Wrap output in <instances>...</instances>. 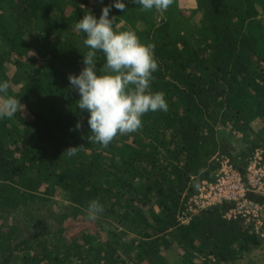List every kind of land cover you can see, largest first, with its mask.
Returning a JSON list of instances; mask_svg holds the SVG:
<instances>
[{
    "label": "trees",
    "instance_id": "16d2710c",
    "mask_svg": "<svg viewBox=\"0 0 264 264\" xmlns=\"http://www.w3.org/2000/svg\"><path fill=\"white\" fill-rule=\"evenodd\" d=\"M194 1L158 12L134 0L123 11L115 0H0V82L25 105L0 119V264H172L173 243L184 252L173 264H230L264 249L250 226L226 218L227 203L178 220L218 156L244 173L264 147V0ZM105 6L120 31L155 46L151 91L169 106L106 148L89 142V113L68 79L88 51L76 23ZM105 62L97 52L98 75ZM70 146L82 147L69 157ZM91 200L104 212L85 222ZM54 201L60 211L46 216Z\"/></svg>",
    "mask_w": 264,
    "mask_h": 264
},
{
    "label": "clouds",
    "instance_id": "9594fccd",
    "mask_svg": "<svg viewBox=\"0 0 264 264\" xmlns=\"http://www.w3.org/2000/svg\"><path fill=\"white\" fill-rule=\"evenodd\" d=\"M143 10L166 11L173 0H134ZM114 7L123 11V0H115ZM105 6L97 19L90 11L84 14L75 28L86 34L83 40L88 51L83 54L84 67L79 75L69 74V82L79 92L76 107L87 111L90 143L106 148L117 136L136 133L143 127L142 117L149 112H167L168 103L162 92H152L153 73L158 70L154 45L141 43L129 29L120 31L116 17ZM27 38V37H26ZM97 52L106 62L97 74ZM17 112H25L20 98L9 95V83L0 82V119H12ZM82 120L76 129L82 128ZM82 146H70L63 153L75 156ZM104 212L98 200H91L87 219L94 221Z\"/></svg>",
    "mask_w": 264,
    "mask_h": 264
},
{
    "label": "built area",
    "instance_id": "2783aa9c",
    "mask_svg": "<svg viewBox=\"0 0 264 264\" xmlns=\"http://www.w3.org/2000/svg\"><path fill=\"white\" fill-rule=\"evenodd\" d=\"M217 162L212 176L203 179L186 200L179 222L188 224L200 211L227 203L226 218H239L264 240V202L251 197H264V147L252 153L244 173L227 156H218Z\"/></svg>",
    "mask_w": 264,
    "mask_h": 264
},
{
    "label": "rangeland",
    "instance_id": "374dc122",
    "mask_svg": "<svg viewBox=\"0 0 264 264\" xmlns=\"http://www.w3.org/2000/svg\"><path fill=\"white\" fill-rule=\"evenodd\" d=\"M179 4L181 5V7H184V9H190L192 6H194L195 1L194 0H178ZM194 31V29H193ZM190 35H196L194 34L192 31L190 32ZM8 73H12V71H8ZM0 77H2L1 71H0ZM11 84V86H10ZM18 88L17 86H13L12 82H9V95L12 94V91H17ZM237 145L241 148V149H246V144L247 142L240 140L236 141ZM60 193V192H59ZM56 194V200L60 199V197L62 198L61 194ZM60 201V200H59ZM49 208V210H51V212L49 210L44 211L45 214L48 215H52V213L55 212H59L60 211V206L59 204L54 201L51 204H49L47 206ZM49 211V212H48ZM84 219V217L79 218V220ZM85 222H90L88 219H84ZM75 224H77V226H75ZM66 222L63 223L62 228L66 227ZM71 225V226H69ZM93 225V224H92ZM68 226L70 227L71 230H76V229H80L82 226H84L82 224V221L80 222H74V221H69ZM93 231V230H92ZM184 254L183 250L180 249L176 243H173L171 248L169 249V251L166 253V258L168 260V262L170 263H178L181 260L182 255ZM256 263H264V249H260V248H256L255 250H252L251 254L246 256V258H244V260H241L240 262H235V263H230V264H256Z\"/></svg>",
    "mask_w": 264,
    "mask_h": 264
}]
</instances>
